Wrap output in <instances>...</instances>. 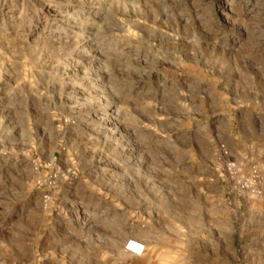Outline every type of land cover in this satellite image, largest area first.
Returning <instances> with one entry per match:
<instances>
[{
	"label": "rangeland",
	"instance_id": "374dc122",
	"mask_svg": "<svg viewBox=\"0 0 264 264\" xmlns=\"http://www.w3.org/2000/svg\"><path fill=\"white\" fill-rule=\"evenodd\" d=\"M75 239L264 264V0H0V264Z\"/></svg>",
	"mask_w": 264,
	"mask_h": 264
},
{
	"label": "crops",
	"instance_id": "0c3cea01",
	"mask_svg": "<svg viewBox=\"0 0 264 264\" xmlns=\"http://www.w3.org/2000/svg\"><path fill=\"white\" fill-rule=\"evenodd\" d=\"M60 242H61V244H60L61 247H63L66 244V243H64V241L60 240ZM125 244H126L125 239L120 240V242L117 245L119 251H117L116 255H118L119 252H120V257L122 255H124ZM70 247L71 248L74 247L72 249V251L74 252V255H75L74 256V264H93V262L91 261L92 258L90 255V253H92L91 252L92 249L89 248L90 246H88L87 243L84 244L82 241L75 239L73 241V243L70 244ZM64 259L65 258L61 256V258L58 259L59 264H65ZM98 264H124V263L122 261L117 260V256H116L115 259L110 258V260L101 261Z\"/></svg>",
	"mask_w": 264,
	"mask_h": 264
},
{
	"label": "built area",
	"instance_id": "2783aa9c",
	"mask_svg": "<svg viewBox=\"0 0 264 264\" xmlns=\"http://www.w3.org/2000/svg\"><path fill=\"white\" fill-rule=\"evenodd\" d=\"M125 249L129 253L140 257L143 255V253L145 251V245L136 239H130L127 241V243L125 245Z\"/></svg>",
	"mask_w": 264,
	"mask_h": 264
}]
</instances>
